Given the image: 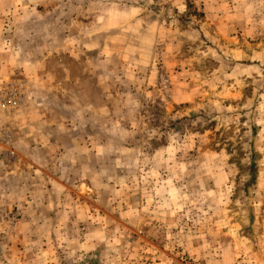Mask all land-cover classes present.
Returning a JSON list of instances; mask_svg holds the SVG:
<instances>
[{
  "label": "clouds",
  "instance_id": "9594fccd",
  "mask_svg": "<svg viewBox=\"0 0 264 264\" xmlns=\"http://www.w3.org/2000/svg\"><path fill=\"white\" fill-rule=\"evenodd\" d=\"M141 237L264 264V0H0V264Z\"/></svg>",
  "mask_w": 264,
  "mask_h": 264
},
{
  "label": "rangeland",
  "instance_id": "374dc122",
  "mask_svg": "<svg viewBox=\"0 0 264 264\" xmlns=\"http://www.w3.org/2000/svg\"><path fill=\"white\" fill-rule=\"evenodd\" d=\"M179 71L180 69L178 65L174 64L172 66V74L175 76L176 73H178ZM180 82L181 84H183V80H181ZM171 110L175 111L176 106L173 105ZM140 239H141V243L144 245H147L149 250H153V249L155 250V255H156L155 264H161L160 257L166 258L164 261V264H178V260L173 255H171L167 250H165L159 241L152 239V238L145 239L144 237H141ZM147 264H152V252L151 251H149L148 253Z\"/></svg>",
  "mask_w": 264,
  "mask_h": 264
}]
</instances>
